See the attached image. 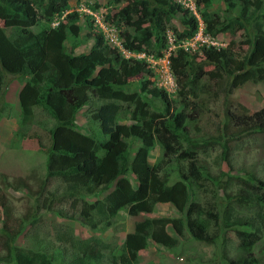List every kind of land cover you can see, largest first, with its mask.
I'll return each mask as SVG.
<instances>
[{"label":"trees","instance_id":"trees-1","mask_svg":"<svg viewBox=\"0 0 264 264\" xmlns=\"http://www.w3.org/2000/svg\"><path fill=\"white\" fill-rule=\"evenodd\" d=\"M110 1L120 5L124 0ZM82 2L0 0V98L5 95V81L22 82L26 76L18 93L19 124L30 125L36 109L50 122L44 121L48 124L42 127L48 142L40 143L48 151L46 181L59 178L63 193L48 192L43 209L53 212L55 200L70 201L68 209H58L57 214L90 231L112 228L123 209L131 217L151 214L156 205L172 209L173 216L136 223L121 242L118 256L111 255L108 264H138L139 252L149 243L173 250L184 238L206 245L220 243V256L227 264H259L252 249L264 237V181L246 172V176H234L240 184L236 193L226 190L233 179L228 175V140L247 133L264 134V109L249 113L244 107L243 112L232 107L238 90L264 84V0H223L222 13L208 11L209 0L203 5L197 0L206 34L236 36L242 31L248 49L239 55L232 41L224 48L203 46L201 56L178 50L171 58L177 86L172 93L156 86L155 75L143 60L125 59L118 47L109 45L94 17L74 11ZM80 15L87 17L85 38L73 41L81 32L76 24ZM102 17L119 31L124 50L155 57L166 47L167 32L179 44L198 30L196 17L177 0H126L116 13L109 15L106 10ZM86 41H92L88 51L77 54L80 43ZM6 74L21 77L4 81ZM210 99H221L219 110L213 109L214 136L220 140L231 124L239 129L222 138L220 160L227 163L228 172L217 175L200 165L197 149L204 146L189 135V126L198 129L200 115L213 112L206 107ZM87 104L86 122L97 139L81 133L75 120ZM93 124L97 128L92 129ZM18 131L20 140L35 134ZM135 142L139 145L133 148ZM155 146L160 155L152 163L150 151ZM175 171L176 180L168 184ZM113 182L114 188L100 200ZM219 193H227L226 198L219 200ZM5 197L0 190V209L6 206ZM237 203L249 210H238ZM32 218L30 214L23 219L3 216L0 264H100L103 254L90 244L93 240L77 241V250L68 259L42 247L17 246L28 221L36 224ZM230 234L243 252L239 258L226 253Z\"/></svg>","mask_w":264,"mask_h":264},{"label":"rangeland","instance_id":"rangeland-1","mask_svg":"<svg viewBox=\"0 0 264 264\" xmlns=\"http://www.w3.org/2000/svg\"><path fill=\"white\" fill-rule=\"evenodd\" d=\"M191 1L197 2V0ZM201 1L203 5L207 0ZM209 1L211 2L208 8L210 12L220 9L219 12L222 13L226 9L223 0ZM70 3L74 4L75 0H70ZM125 3L126 0L120 5H113L110 0H83L81 4L97 14L107 10L110 15L116 13ZM95 4L98 5V8L94 10L92 7ZM202 5L199 7L204 10L205 8ZM86 18L84 15H80L79 21L76 22L78 26H81V32L79 39H74L73 41H80L85 38L84 28L86 29L87 25ZM173 24L180 27L177 20H174ZM0 26H3V23H0ZM212 39L218 48H224L233 41L234 51L239 55H243L248 49L246 38L242 31L238 32L236 36L220 34L212 37ZM69 42L67 43L68 47L70 45ZM91 45L92 41L81 42L76 53L87 52ZM209 69L210 67L207 68V70ZM6 77L19 78L21 76L6 74L4 81ZM24 78L25 80L22 79V82L13 79H8L7 83L5 81V95L3 94L0 98V190L6 196V206L0 209V227L4 215L8 219H23L25 215L30 214L31 217L33 215L37 219L36 224L32 226L28 221V224L24 226L22 234L16 240L17 246L33 249L42 247L47 253H62L68 259L73 251L77 250L74 247L77 241L93 240L90 244L95 245L96 250H99L103 254L100 264H108V259L111 255L118 256L125 235L133 230L136 223L145 218L173 216L175 213L167 205H156L151 214L140 213L135 217L129 216L127 211L123 209L115 218L112 228L90 231L81 226L78 221L69 223L57 214L58 209H68L70 201L58 203L55 200V203L52 205L53 212L44 210L42 201L47 193L53 192L61 196L63 187L60 179L57 177L50 179L48 182L46 181L48 151L40 146L41 142L45 144L48 142V135L43 129V124L50 122H48L45 113L40 109H36L34 110V116L30 121V125L22 127L19 124L18 93L27 79L26 76ZM134 89L138 91V87ZM235 97V99H232L233 111L243 112L240 109L241 107L246 108L249 113L264 109V84L247 85L244 89L238 90L235 93ZM206 107L208 111H213L214 108L218 111L221 107V99H210V102L206 103ZM87 109L88 104L80 108L75 120L77 119L76 123L81 133L97 139L95 135L90 133L89 123L86 122L85 110ZM213 113L214 111L209 116L207 113L200 115V122L197 125L198 129L189 126V135L192 140L204 146L197 149L200 165L203 169L206 168L210 175H217L220 171L228 172L227 163L220 160L221 143L224 142L222 138L226 139L233 131H239V129L235 128L232 124L229 125L219 140L214 136L217 134V119L213 116ZM117 122L120 123L119 120ZM90 126H92V129L97 128L95 124ZM18 128L22 133L34 131L35 134L26 138L23 137L20 140L19 136H17V133H19ZM99 135L101 136L100 132ZM228 141L229 154L227 162L230 165V173L228 175H231L233 179L230 180L231 184L228 186L226 192L230 194L236 193L240 184L234 176H246V172H250L248 174H253L264 181V134L247 133L239 139H230ZM138 145L139 143L135 142L132 147L136 148ZM102 154L103 151L99 153L100 156ZM159 155L160 150L155 146L150 151L151 162L154 163ZM175 174L176 171L168 179V184L176 180ZM114 186L115 182L110 185L109 190L100 194L99 199L103 200ZM226 194L219 193V200L226 198ZM234 205L242 212L249 210L245 206L239 207L241 205L239 203ZM35 213L37 214L34 215ZM230 237L231 241L229 246H227L226 253L230 258H239L243 255V252L238 248L237 240L233 237V234H230ZM221 248L220 243L206 245L196 242L191 238H184L173 250L148 244L143 252H139L138 264H227L220 256ZM252 254L259 260V264H264V237L255 244Z\"/></svg>","mask_w":264,"mask_h":264},{"label":"built area","instance_id":"built-area-1","mask_svg":"<svg viewBox=\"0 0 264 264\" xmlns=\"http://www.w3.org/2000/svg\"><path fill=\"white\" fill-rule=\"evenodd\" d=\"M182 5L190 8L194 14H195V7L193 3H185V1L182 2ZM94 19L95 24L101 29V31L104 33L107 43L111 46L118 47L122 53L124 54L125 58H135V59H142L144 60L146 66L148 69L151 70V72L154 73V81L156 83V86L158 88H163L167 92H175L177 86L175 78L171 72V56H174V54L177 51V48L183 49L186 52H196L201 47L211 45L215 46L216 43L213 41L211 37L208 35H205L203 33V29L200 25V28L198 29L197 33L190 39H185L184 41L180 42L179 45H175L173 37L168 38L169 47L165 53L162 54V56L154 57L152 55H148L145 52L141 53H129L125 50H123L120 42L118 41V35L117 30L114 26H110L105 24L104 18L102 17L103 12L97 14V13H90ZM201 24V21H200Z\"/></svg>","mask_w":264,"mask_h":264},{"label":"clouds","instance_id":"clouds-1","mask_svg":"<svg viewBox=\"0 0 264 264\" xmlns=\"http://www.w3.org/2000/svg\"><path fill=\"white\" fill-rule=\"evenodd\" d=\"M183 1H185V3H193V5H194V7H195V14H194V12L190 9V8H188V7H186V6H184L183 5V7H185V8H187V9H189L191 12H192V14L196 17V19H197V21H198V29L200 28V25H201V27H202V29H203V33L205 34V35H208V34H206L205 32H204V25H203V22H202V20H201V18L199 17V15H198V13H197V9H196V5H195V3L193 2V1H191V0H177V2L178 3H180V4H182V2ZM74 11H76V12H78V13H80V14H88L89 16H92L90 13H96V12H93V11H91V10H89L88 8H86L83 4H80V6L78 7V8H76ZM92 18H93V16H92ZM200 21H201V24H200ZM111 26H113V25H111ZM116 28V27H115ZM117 30V29H116ZM198 31V30H197ZM118 33H119V31H117V35H118ZM169 36L170 37H173V39H174V43H175V45L177 46V45H179V44H177L176 42H177V40L175 39V37L172 35V33H170V32H167V44H166V47L161 51V55H159V56H162V54L163 53H165V51H167V49H168V47H169V43H168V38H169ZM209 37H211L210 35H208ZM192 38V37H191ZM212 38V37H211ZM190 39V38H189ZM185 40V39H184ZM184 40H182V41H184ZM181 41V42H182ZM215 47H216V45H215ZM123 48V47H122ZM218 48V47H217ZM201 49V48H200ZM200 49L198 50V51H196V52H198V54H199V56H201V52H199L200 51ZM123 50H124V48H123ZM178 50H182V51H184L183 49H180V48H177V51ZM126 51V50H125ZM177 51H176V53H177ZM128 52V51H127ZM186 52V51H185ZM196 52H188V53H190V54H193V53H196ZM129 53H134V52H129ZM139 53H141V52H139ZM146 53V52H145ZM176 53L174 54V56H171V58L172 57H175L176 56ZM123 54V53H122ZM146 54H148V53H146ZM124 55V54H123ZM148 55H151V54H148ZM153 56V55H152ZM159 56H157V57H159ZM155 57V56H154ZM124 58H125V56H124ZM130 58H132V57H130ZM125 59H129V58H125ZM138 60H140V59H138ZM142 60V59H141ZM144 61V60H143ZM146 65V64H145ZM146 68H147V66H146ZM148 69V68H147ZM150 70V69H149ZM176 90H177V88H176ZM150 244V243H149ZM154 246V245H153ZM147 248V247H146ZM145 250V249H144Z\"/></svg>","mask_w":264,"mask_h":264},{"label":"crops","instance_id":"crops-1","mask_svg":"<svg viewBox=\"0 0 264 264\" xmlns=\"http://www.w3.org/2000/svg\"><path fill=\"white\" fill-rule=\"evenodd\" d=\"M144 251V250H143ZM143 251H141V252H143Z\"/></svg>","mask_w":264,"mask_h":264}]
</instances>
